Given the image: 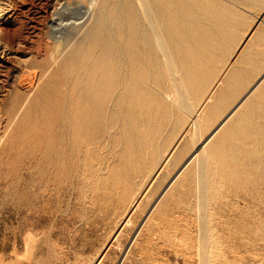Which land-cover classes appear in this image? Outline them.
Listing matches in <instances>:
<instances>
[{
  "label": "rangeland",
  "instance_id": "obj_1",
  "mask_svg": "<svg viewBox=\"0 0 264 264\" xmlns=\"http://www.w3.org/2000/svg\"><path fill=\"white\" fill-rule=\"evenodd\" d=\"M218 1H223L224 4L226 2L225 5L230 7L229 16L234 13L229 28L231 32L237 33L236 39H245L254 27L264 24V12L242 11L249 7L255 10L257 7L248 4L249 0ZM56 2L58 0H0V264H264V198H255L253 182H248L244 176L247 171L244 172L246 169L243 167H235V170L240 171H237V174L232 170L234 167L229 169L227 165L213 167L212 171H208V180H212L210 184L214 189L209 187L205 207H202L201 200L199 201V191L197 192L199 178L196 174L190 183L180 187L175 195L168 191L162 198L160 197L171 176L183 165L191 153L190 149H193L194 144L189 140L186 147L187 136L184 129L178 132L175 139L183 142V144L177 142L179 151L186 147L185 151L189 150V153L178 158H170V155L163 153L167 160L149 181L138 180L136 174L135 181H132L134 174L129 173V169L127 173L124 166L127 157L125 155L130 157L136 152L125 153L124 139L117 133L113 139L115 152L116 149H121L117 152L121 156L119 163L117 162L120 168L116 166L112 169L113 166L110 173L107 166L109 163L105 165V162L111 161L112 155L104 153L99 157V173L87 171L86 174L83 172L76 175L78 171L70 167L68 184L63 183L61 187L49 184V177L54 176V165L51 166L45 160V156L41 158L34 152L37 136L40 133L43 135L47 129L50 130L48 126L53 125L56 126L57 132L55 131L52 136L68 141V134L66 132L63 134L66 129L61 131L62 135L60 130L64 127L71 130L72 125L73 127L81 125L67 120L68 124L65 126L60 124L62 119L59 114L53 117L52 114L49 115L44 110L43 114L39 110L42 103L41 106L44 107L49 105L48 100L52 99V106L57 101L55 99L58 92L54 91V88L53 90L49 88L54 86L59 78L55 59L63 57L68 47L64 41L55 42L56 40L49 37L50 23L47 22L49 19L45 20L47 23L41 21L46 9L51 12ZM237 41L239 43V40ZM231 48L229 54L219 61L220 64L217 63L218 68L216 66L214 67L216 70L214 68L210 70L211 78L209 77L207 88L209 92L218 87V94L221 95L220 92H225L223 89L227 90L228 87L230 89L229 85L224 83L220 85L218 81L224 77L226 79L225 69L231 56L236 53L231 52L235 48L233 45ZM43 69H48L49 73ZM26 72H37L41 80L38 82L41 84L38 93L41 89L42 94L39 93L38 96L37 93L30 100L24 93L29 87L21 83ZM46 75L50 78L48 79ZM53 92L57 94L54 95ZM237 93L233 91V95L231 92L226 93L231 98L213 115L209 128L205 130L206 135L247 92ZM218 94L216 100L215 98L213 100L215 103L217 98H220ZM213 102L212 104H215ZM57 104L53 105V108L59 106ZM28 120L34 121L30 123ZM188 121L189 124H185L187 127L191 123V120ZM18 123L20 124L17 127ZM172 125V128H167L165 138L161 136L166 141L164 143L166 147L170 143L168 129L172 131L175 128L174 121ZM177 125L180 129V125ZM88 131L81 130L82 137L86 135L84 139L82 138L83 142L86 137H92ZM104 139L106 140V137ZM164 149L158 153L157 158L162 157ZM172 161L177 165L172 166ZM128 174H131L129 175L131 178ZM114 175L118 179H115ZM102 176L105 183L116 180L117 187L112 190L108 184L104 186ZM51 187L54 191L49 192L48 189H52ZM140 190L142 196L137 205L132 206ZM108 193H113V198H107ZM94 201L98 202V206ZM22 209H25V212Z\"/></svg>",
  "mask_w": 264,
  "mask_h": 264
},
{
  "label": "bare ground",
  "instance_id": "obj_2",
  "mask_svg": "<svg viewBox=\"0 0 264 264\" xmlns=\"http://www.w3.org/2000/svg\"><path fill=\"white\" fill-rule=\"evenodd\" d=\"M241 1L247 2L248 0ZM221 2L218 0H62V2L58 0L51 12L46 9L41 21L44 20L45 23V20L49 19L47 21L50 23L49 37L56 40L55 42L64 41L68 47L63 57L55 59L59 78L55 81L54 86L49 88L50 90L54 88V91L58 92V94L53 93L57 94V98L54 99L57 100L56 103L59 106L53 108L56 103L51 106L52 99H50L48 102L51 107L45 104L43 107L42 103L39 110L43 114L44 110L49 115L52 114L53 117H57L56 115L59 114L58 116L62 119L60 124L65 126L67 120L81 124L77 127L72 125L71 130L65 127L60 130V135H62L61 131L66 129L63 134L65 132L68 134V141L65 138L59 139L58 137L57 139L52 136L56 131V126L54 129L53 125H49L50 130L47 129L43 135L40 133V136H37L34 152L41 158L45 156V160L51 166L54 165V176L49 177V184H54L56 187H61L63 183L66 184L70 177V167L78 171L76 175L87 171L99 173V157L104 153L112 155V157L109 156L111 161L105 162V165L109 163L107 166L111 173L121 157L117 153L121 149H116L115 152L116 147L113 139L114 135L116 136L118 133L124 139L125 153L136 152L130 157L125 155L127 157H125L124 166L127 168V173L129 169V173L134 174L133 182L136 175L139 177L138 180L146 179V181L156 175L167 160L164 158L165 153L170 155V158H178V156L181 157L180 155L189 153V150L185 151L188 140L194 144L187 160L171 176L161 198L168 191L171 195H175L177 190L185 184H189L196 174L199 178V190H197L200 196L199 201L201 200L202 207H205L208 191L210 192L209 187L212 188L211 179L208 180V171L213 167L226 165L229 169L234 167L232 170L235 173L239 171L235 170V167L246 169L244 171H247L246 174H242L248 182H253L255 198H264V79L257 81L258 84L237 102L208 135L205 132L209 128L213 115L230 100L229 94L230 92L232 94L233 91L232 83H230L232 91L228 90L227 86L228 89H223L225 92H220L221 95L218 94V87L210 92L207 89L209 77L211 78L210 70L212 71L217 63L229 54V49H232L236 40V33L231 32L229 28L231 16L234 13L229 16L228 9L230 7L225 5L226 2L225 4ZM34 27L35 25L32 26V31ZM245 48L242 52L248 53ZM252 53L251 55L255 54V52ZM245 56H249V54H244L243 58L246 60L248 57ZM252 57L249 56L250 59ZM247 60L249 61V59ZM243 63H245L244 60ZM252 64H250L251 67ZM247 66L250 67L248 62ZM43 70H47L49 73L48 69ZM253 70L257 71V69ZM46 76L48 77V75ZM39 78L37 72H26L23 75L21 83L29 87L24 91L28 100L34 98L38 93V87L41 85L38 83L41 82ZM224 78L218 81L220 85L229 83L230 80L227 83ZM212 79L214 80V78ZM236 88L238 89V87ZM237 89L235 90L237 91ZM39 93L38 96H40ZM216 94L220 96L217 98V103L213 102ZM22 120L24 121V119ZM47 120L49 122V119ZM188 120H191V123L187 127L185 124L189 122ZM30 121L28 120V122ZM173 121L175 124L174 134L173 130H170L172 133L169 131L173 126ZM53 122H55L54 118ZM20 123L22 124L21 120ZM20 123L17 124V127ZM32 124L34 125V123ZM177 124L180 125V129ZM167 128H169L170 143L166 147L164 145L166 141L161 136L165 138ZM82 129L89 130L92 134V137H86L84 142L82 141ZM183 129L187 136L186 147L180 152L178 144L182 141H176L175 136ZM110 138L111 141H109ZM174 140L175 143H173ZM163 149L162 154H164L157 158L158 153ZM173 165H177V163L172 161ZM166 166L168 167V165ZM73 169L71 168L72 172ZM120 170H118L119 173ZM169 170L171 169L169 168ZM123 171L125 172L124 167ZM147 173L149 174L146 175ZM130 176L129 178H131ZM101 180L104 186L108 184L109 188L114 190L116 180V182L111 180L112 183H110L111 181L105 183L103 176ZM136 182L138 183V181ZM97 184H99V177ZM73 187L75 186L73 185ZM51 188L48 189L49 192L54 191L53 187ZM137 193L139 194H136L132 206L137 205L142 196L141 190ZM106 195L107 198H113V193ZM98 198L99 192L97 200ZM160 199L156 201V205ZM94 203L98 206V202L94 201ZM24 216L26 217V215Z\"/></svg>",
  "mask_w": 264,
  "mask_h": 264
},
{
  "label": "crops",
  "instance_id": "obj_3",
  "mask_svg": "<svg viewBox=\"0 0 264 264\" xmlns=\"http://www.w3.org/2000/svg\"><path fill=\"white\" fill-rule=\"evenodd\" d=\"M248 4L255 5V7L256 6L257 7L255 8V10L251 9L249 7V9L242 10L243 12H248V13H252L255 11L264 12V0H249ZM240 34H241V32H239L238 36H240ZM236 36H237V33H236ZM237 40H239V43L237 42ZM233 46L235 47L234 52H232V50H231V52L232 53L236 52V53L233 56H231V58L229 59V62L227 61L228 65L225 69V74L228 72L229 69L231 70V72H228L226 74L228 79L226 78L225 80L227 83H228V80H230L228 83L229 86H230V83L233 84V86L231 85V89L233 90V92H235L236 91L235 89H237L235 87H238L236 92H238V90H240L239 92H242V93L250 92V90H252L258 84L257 81L264 79V24L262 23V24L257 25L256 27H254V29H252V31L249 32L248 36L245 39H243V40L240 38L236 39L233 43ZM244 48H245V51L248 53L242 52V51H244ZM241 52H242L243 56H244V54L245 55L249 54V56H251V57L253 56V57L250 59L249 56H245V57H248L247 59H249V61L247 59L245 60L243 58ZM251 52H253L252 54H254V52H255V54L251 55ZM243 60L245 63H243ZM252 61H253V64H252ZM247 62H248L249 66H250V64H252V67H254L253 69H257V71L253 70L251 66L248 67ZM245 67L249 70L248 73H247L248 70H245L246 69ZM242 68L245 71V75L242 73L243 72ZM233 69H235V70H233ZM239 69H241V70H239ZM237 70H238V72L235 73V71H237ZM239 71L241 72V74ZM228 84H226V85H228ZM234 84H235V86H234ZM231 89H229V90H231Z\"/></svg>",
  "mask_w": 264,
  "mask_h": 264
},
{
  "label": "built area",
  "instance_id": "obj_4",
  "mask_svg": "<svg viewBox=\"0 0 264 264\" xmlns=\"http://www.w3.org/2000/svg\"><path fill=\"white\" fill-rule=\"evenodd\" d=\"M179 264H183V263H179Z\"/></svg>",
  "mask_w": 264,
  "mask_h": 264
}]
</instances>
